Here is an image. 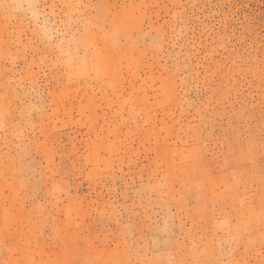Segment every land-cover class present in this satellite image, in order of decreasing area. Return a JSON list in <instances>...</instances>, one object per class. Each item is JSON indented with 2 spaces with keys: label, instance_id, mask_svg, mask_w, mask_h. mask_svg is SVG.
Listing matches in <instances>:
<instances>
[{
  "label": "rangeland",
  "instance_id": "1",
  "mask_svg": "<svg viewBox=\"0 0 264 264\" xmlns=\"http://www.w3.org/2000/svg\"><path fill=\"white\" fill-rule=\"evenodd\" d=\"M0 264H264V0H0Z\"/></svg>",
  "mask_w": 264,
  "mask_h": 264
}]
</instances>
